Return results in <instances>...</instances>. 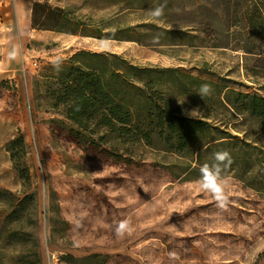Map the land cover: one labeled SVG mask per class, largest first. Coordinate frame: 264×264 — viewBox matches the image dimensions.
<instances>
[{
  "label": "rangeland",
  "instance_id": "obj_1",
  "mask_svg": "<svg viewBox=\"0 0 264 264\" xmlns=\"http://www.w3.org/2000/svg\"><path fill=\"white\" fill-rule=\"evenodd\" d=\"M31 1L35 26L25 36L16 26L15 1L0 0V17L11 21V28L0 26V48L6 43L22 54V63L7 58L12 69H0V191L37 194L29 220L38 222L43 264H253L264 250V122L226 111L218 94L264 99V0H167L160 19L148 11L164 0ZM80 50L115 53L151 68L139 74L184 115L246 139L247 163L240 141L226 148L232 163L224 171L225 207L197 183L200 166L216 151L199 160L197 153L112 137L99 149H85L50 123L61 117L50 108L45 76L52 62ZM111 63L122 68L117 59ZM205 83L213 91L201 97ZM19 135L26 146L16 153L31 175L26 187L8 147ZM5 210L0 203V225ZM124 219L132 228L118 235ZM81 257L89 258L76 260Z\"/></svg>",
  "mask_w": 264,
  "mask_h": 264
},
{
  "label": "trees",
  "instance_id": "obj_2",
  "mask_svg": "<svg viewBox=\"0 0 264 264\" xmlns=\"http://www.w3.org/2000/svg\"><path fill=\"white\" fill-rule=\"evenodd\" d=\"M57 30L99 38L78 30ZM111 58L119 60L122 68L113 67ZM50 66L51 74L45 76L50 80L46 94L51 101L50 108L61 117L51 119L50 123L63 128L69 140L85 149H99L112 137L123 141H140L156 150L197 153L201 160L208 152L226 149L240 141V156L245 163L252 155L247 150L251 146L245 138L221 131L203 118L184 115L165 92H159L155 82L143 79L139 74L151 68L134 65L115 53L87 50L77 51L70 58L54 61ZM234 95V99H230L218 94V101L226 111L231 108L243 117H256L264 122V99L244 93ZM25 146L23 135L15 137L8 144L13 166L24 187L31 175L29 168L22 167L16 149L23 150ZM100 152L109 153L107 149ZM260 161L263 163L264 157ZM259 176L263 178L264 174ZM2 195L8 198L2 200L0 197L7 214L0 225V264H43L36 236L38 222L35 220L31 223L29 220L31 213L34 211L35 215L37 211V194L23 191L22 197H17L2 190ZM89 257L76 260L83 261ZM100 264L105 263L102 261ZM253 264H264V250Z\"/></svg>",
  "mask_w": 264,
  "mask_h": 264
},
{
  "label": "clouds",
  "instance_id": "obj_3",
  "mask_svg": "<svg viewBox=\"0 0 264 264\" xmlns=\"http://www.w3.org/2000/svg\"><path fill=\"white\" fill-rule=\"evenodd\" d=\"M167 0L163 3H158L154 8L148 11V15L154 19L163 17ZM213 89L210 84H202L199 88V95L208 96ZM232 163L231 154L226 149H221L212 154V162H206L200 166V178L197 183L202 190L211 194L220 207H225L228 203L227 185L228 178L224 171ZM132 228L131 222L128 219L121 220L116 228L118 235L126 234Z\"/></svg>",
  "mask_w": 264,
  "mask_h": 264
},
{
  "label": "crops",
  "instance_id": "obj_4",
  "mask_svg": "<svg viewBox=\"0 0 264 264\" xmlns=\"http://www.w3.org/2000/svg\"><path fill=\"white\" fill-rule=\"evenodd\" d=\"M17 5V29L19 30V34L22 35H31L34 31L32 27V6L31 0H14ZM0 26L5 27L6 29L11 28V21L7 20L5 16L0 17ZM11 34H13L11 32ZM10 33L6 32V36H12ZM2 38V37H0ZM21 38V36H20ZM16 48V46H14ZM11 50V46L6 43L1 45L0 48V69L6 73L12 67L10 66V63H8L7 58H15L18 60L17 63H22V54L21 51L18 49ZM18 64V65H19ZM2 76V75H1ZM6 75H3L2 77L5 78Z\"/></svg>",
  "mask_w": 264,
  "mask_h": 264
}]
</instances>
